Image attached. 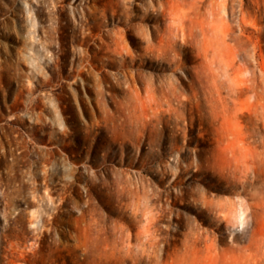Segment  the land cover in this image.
Instances as JSON below:
<instances>
[{
  "label": "rangeland",
  "instance_id": "obj_1",
  "mask_svg": "<svg viewBox=\"0 0 264 264\" xmlns=\"http://www.w3.org/2000/svg\"><path fill=\"white\" fill-rule=\"evenodd\" d=\"M263 78L264 0H0V264H264Z\"/></svg>",
  "mask_w": 264,
  "mask_h": 264
},
{
  "label": "bare ground",
  "instance_id": "obj_2",
  "mask_svg": "<svg viewBox=\"0 0 264 264\" xmlns=\"http://www.w3.org/2000/svg\"><path fill=\"white\" fill-rule=\"evenodd\" d=\"M221 1H222V5L224 7H227L228 4H230V1H233V0H221ZM248 1H251V0H248ZM244 7L246 8L247 6H246V4L242 3L241 10L244 9ZM243 82H244L243 84L245 85V87L247 88L248 91H250V90L254 91L253 95H255V96L259 95L257 81H255V80H253V81L243 80ZM261 115L264 118V111H261ZM263 146H264V142H263ZM246 153L249 156V161H250V164H251L253 170L255 172H257L259 175H262L263 176L262 178L264 179V150L260 149L257 145H247L246 146Z\"/></svg>",
  "mask_w": 264,
  "mask_h": 264
}]
</instances>
